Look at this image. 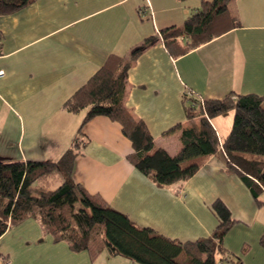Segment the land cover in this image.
Listing matches in <instances>:
<instances>
[{"label": "crops", "instance_id": "crops-1", "mask_svg": "<svg viewBox=\"0 0 264 264\" xmlns=\"http://www.w3.org/2000/svg\"><path fill=\"white\" fill-rule=\"evenodd\" d=\"M207 0H36L0 15V159L59 160L79 134L87 110L71 113L64 103L111 55L128 56L155 39L133 62L125 104L143 120L156 147L176 156L188 119L184 94L204 99L229 93L264 96V0H232L242 25L174 57L159 32L181 26ZM212 120L223 141L233 115ZM85 142L73 178L142 226L182 241L213 234L221 199L237 223L224 238L243 264H264V194L254 197L241 177L227 169L220 149L189 180L160 186L129 160L134 151L122 126L99 116L83 128ZM0 254L11 264H137L102 252H73L55 243L38 219L30 218L0 237Z\"/></svg>", "mask_w": 264, "mask_h": 264}, {"label": "trees", "instance_id": "trees-1", "mask_svg": "<svg viewBox=\"0 0 264 264\" xmlns=\"http://www.w3.org/2000/svg\"><path fill=\"white\" fill-rule=\"evenodd\" d=\"M35 1L0 0V15L17 12ZM231 1H204L183 25L162 29L168 51L180 57L240 27L239 16L230 9ZM154 39H146L128 56L111 55L64 103V109L71 113L87 110V114L74 143L59 160L0 159V237L34 218L42 223L53 242L65 241L73 252L87 251L93 259L108 251L137 264H243L241 257L224 247V238L237 221L221 199L213 204L219 217L213 234L182 241L137 224L73 178L75 161L85 142L84 126L106 116L119 123L131 141L132 165L160 186L189 180L222 148L227 155L228 171L238 174L254 197L264 194V96L232 92L222 99H204V105L197 106V95L186 98L184 94L188 119L193 122L200 118V121L199 125L183 130V145L176 156L156 147L146 123L129 111L124 101L129 70ZM229 113L234 114L232 128L221 141L212 120ZM261 243L264 246V234ZM2 259L10 260L0 254Z\"/></svg>", "mask_w": 264, "mask_h": 264}, {"label": "built area", "instance_id": "built-area-1", "mask_svg": "<svg viewBox=\"0 0 264 264\" xmlns=\"http://www.w3.org/2000/svg\"><path fill=\"white\" fill-rule=\"evenodd\" d=\"M159 34L160 35H162L161 34V32H159ZM3 74V71H0V75H2ZM185 96H186V98H191V97H194V96H196V94L192 91V90H186V92H185ZM199 97V101L196 103V105L197 106H200V105H204V98H202L201 96H198ZM195 105V104H194ZM222 146V145H221ZM221 150H222V148H220ZM223 151V150H222ZM223 153L225 154V156L227 157V155H226V153H225V151H223ZM0 264H11V261L10 260H8V259H2V260H0Z\"/></svg>", "mask_w": 264, "mask_h": 264}, {"label": "rangeland", "instance_id": "rangeland-1", "mask_svg": "<svg viewBox=\"0 0 264 264\" xmlns=\"http://www.w3.org/2000/svg\"><path fill=\"white\" fill-rule=\"evenodd\" d=\"M231 115H233V118H234V114L232 113ZM253 157H255V155H252Z\"/></svg>", "mask_w": 264, "mask_h": 264}]
</instances>
